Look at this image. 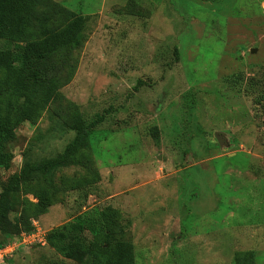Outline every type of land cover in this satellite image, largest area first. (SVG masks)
I'll return each instance as SVG.
<instances>
[{"label": "rangeland", "instance_id": "1", "mask_svg": "<svg viewBox=\"0 0 264 264\" xmlns=\"http://www.w3.org/2000/svg\"><path fill=\"white\" fill-rule=\"evenodd\" d=\"M31 11L25 41L71 14L84 23L74 45L30 63L50 99L1 149L0 191L62 154L73 116L102 119L69 163L20 183L0 264H88L47 235L107 207L86 238L109 230L133 264H264V0H39ZM10 84L0 70V117L15 112Z\"/></svg>", "mask_w": 264, "mask_h": 264}, {"label": "trees", "instance_id": "2", "mask_svg": "<svg viewBox=\"0 0 264 264\" xmlns=\"http://www.w3.org/2000/svg\"><path fill=\"white\" fill-rule=\"evenodd\" d=\"M37 1L39 0H0V41L5 43V47H0V70L4 72L5 78L11 80L10 89L16 97L14 114L10 116L5 113L0 117V165L4 167L8 165L11 157L1 152V149L13 139L15 127L22 121L33 119L39 104L50 99L48 91L45 92L39 87L29 69L30 63H38L59 49L74 45L84 23L81 15L71 14L69 21L62 28L41 30L39 39L25 41L26 22ZM14 60H20L22 64L16 70L13 68ZM101 119L99 117L85 124L79 115L73 116L70 126L74 137L65 145L59 157L26 164L17 174L7 179L0 191V233L5 234L11 227L8 214L12 211L14 195L20 183L34 173H48L60 165L69 163L76 152L85 146L90 129L100 123ZM37 200L42 208L48 206L45 192H40ZM109 209L105 208L93 220L77 218L51 230L47 235L48 246L64 258L77 263L82 262L80 256L86 255L90 257L88 264H133L131 243L123 240L110 242L109 230H99L94 241H88L86 238L87 230L95 229L100 224L101 227L104 222H108L111 214ZM45 264L61 263L49 261Z\"/></svg>", "mask_w": 264, "mask_h": 264}, {"label": "water", "instance_id": "3", "mask_svg": "<svg viewBox=\"0 0 264 264\" xmlns=\"http://www.w3.org/2000/svg\"><path fill=\"white\" fill-rule=\"evenodd\" d=\"M251 51H253V50H251Z\"/></svg>", "mask_w": 264, "mask_h": 264}]
</instances>
